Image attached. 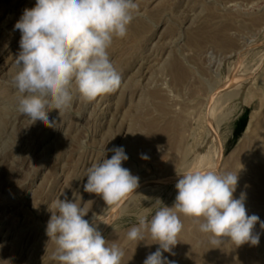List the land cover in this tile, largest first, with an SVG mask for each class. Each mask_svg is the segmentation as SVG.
<instances>
[{"label":"rangeland","instance_id":"1","mask_svg":"<svg viewBox=\"0 0 264 264\" xmlns=\"http://www.w3.org/2000/svg\"><path fill=\"white\" fill-rule=\"evenodd\" d=\"M134 3L126 37L108 49L120 88L85 102L73 87L71 106L49 111V127L18 111L21 94L12 83L21 38L15 24L36 0H0V264H58L46 226L65 195L124 251L121 264H143L159 244L147 233L129 240L128 230L173 207L176 179L201 164L237 174L233 197L244 194L247 214L264 221V0ZM114 147L124 148L122 166L139 184L118 206H107L83 185L87 170L110 159ZM180 219L176 245L162 252L168 261L264 264L260 222L253 229L259 244L236 246L228 238L214 245L193 218Z\"/></svg>","mask_w":264,"mask_h":264},{"label":"clouds","instance_id":"2","mask_svg":"<svg viewBox=\"0 0 264 264\" xmlns=\"http://www.w3.org/2000/svg\"><path fill=\"white\" fill-rule=\"evenodd\" d=\"M134 0H36L25 9L15 29L21 33L20 51L15 60L13 86L21 94L18 111L33 122L55 127L49 111L62 112L73 101V87L85 102L115 92L121 75L110 60L108 49L114 38L126 37L134 19ZM110 159L87 170L83 191L102 197L107 206L119 205L138 187L139 178L122 166L128 159L123 147L110 149ZM142 159H148L142 155ZM238 175L216 170H196L180 175L173 207L163 206L151 217H141L127 232L132 241L145 234L159 244L143 264H175L163 257L171 252L183 229L180 214L193 218L202 233L211 234V243L228 238L236 246L259 244L253 229L264 221L248 215L244 194L234 198ZM75 197V193H74ZM46 235L56 248L58 264H121L124 251L103 237L84 217L87 212L66 195L52 205Z\"/></svg>","mask_w":264,"mask_h":264},{"label":"bare ground","instance_id":"3","mask_svg":"<svg viewBox=\"0 0 264 264\" xmlns=\"http://www.w3.org/2000/svg\"><path fill=\"white\" fill-rule=\"evenodd\" d=\"M249 77H251V76H249ZM249 77H246L247 79L243 82V87H242V88H244V86L248 84V82H249V81H248V78H249ZM228 86H229V85H228ZM237 87H238V86H237ZM239 87H241V86L239 85ZM239 87H238V88H239ZM246 88H247V87H246ZM248 98H249V97H248ZM248 98H247V99H248ZM212 113H213V112H212ZM213 114H214V113H213ZM255 118H257L256 115H252V117H251V122H250V124H249V126H248V128H247L246 133H245L246 135H247L249 132H251V130H252V128H253V125H252V124L254 123ZM213 121H214V119H213L211 122L213 123ZM207 122H208V121H207ZM210 125H211V124H210ZM256 125H257V124H256ZM213 126H214V125H213ZM213 126H212V127H213ZM210 129H211V131H214L213 129H215V127H213V128L210 127ZM253 129H254V128H253ZM255 129H256V128H255ZM208 130H209V128H208ZM215 131H216V130H215ZM215 131H214V132H215ZM216 132H217V131H216ZM210 133H211V132H210ZM211 135H212V134H211ZM216 135H217V134H216ZM249 135H250V134H249ZM212 136H213V135H212ZM210 137H211V136H210ZM213 138H214V137H213ZM209 139H210V138H209ZM214 139H215V138H214ZM215 141H218V140H215ZM218 148H219V145H218ZM218 151H219V149H218ZM217 154H218V153H216V156H217ZM219 160H220V158H219ZM260 160H261V159H260ZM198 161H200V160H198ZM215 163H216V162H215ZM199 164H201V163H199ZM196 165H197V164H196ZM216 165H217V163H216ZM218 165H219V164H218ZM202 166H205V164H204V165L201 164L200 167L197 166L198 168H196V169H197V170H202ZM214 166H215V165H214ZM195 167H196V166H195ZM205 167H206V166H205ZM215 167H216V166H215ZM239 167H240V166H239ZM185 169H186V168H185ZM190 170H191V169H189L188 171H190ZM212 170H214V169H212ZM191 171H192V170H191ZM186 172H187V171H186ZM184 173H185V172H184ZM262 176H263V179H264V174H262ZM262 176H261V178H262ZM173 177H175V176H173ZM171 178H172V177H171ZM176 180H178V179H176ZM163 182H164V181H163ZM163 182H160V180H158V183H163ZM260 182H261V181H260ZM154 183H155V182H154ZM262 183H263V182H262ZM150 185H152V184H150ZM154 185H155V184H154ZM89 221H90V220H89Z\"/></svg>","mask_w":264,"mask_h":264}]
</instances>
